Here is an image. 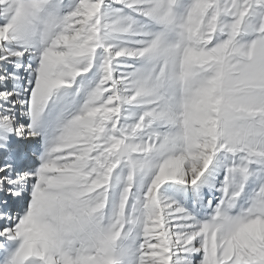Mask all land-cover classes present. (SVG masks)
<instances>
[{
  "label": "snow or ice",
  "instance_id": "obj_1",
  "mask_svg": "<svg viewBox=\"0 0 264 264\" xmlns=\"http://www.w3.org/2000/svg\"><path fill=\"white\" fill-rule=\"evenodd\" d=\"M0 264H264V0H0Z\"/></svg>",
  "mask_w": 264,
  "mask_h": 264
}]
</instances>
